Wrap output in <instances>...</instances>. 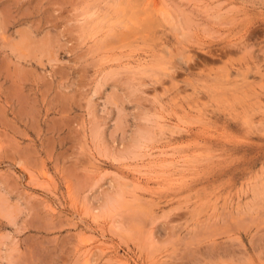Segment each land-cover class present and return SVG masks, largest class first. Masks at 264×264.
<instances>
[{
	"label": "rangeland",
	"instance_id": "obj_1",
	"mask_svg": "<svg viewBox=\"0 0 264 264\" xmlns=\"http://www.w3.org/2000/svg\"><path fill=\"white\" fill-rule=\"evenodd\" d=\"M0 264H264V0H0Z\"/></svg>",
	"mask_w": 264,
	"mask_h": 264
},
{
	"label": "bare ground",
	"instance_id": "obj_2",
	"mask_svg": "<svg viewBox=\"0 0 264 264\" xmlns=\"http://www.w3.org/2000/svg\"><path fill=\"white\" fill-rule=\"evenodd\" d=\"M89 22H90V21H89ZM225 49H226V48H225ZM233 49H234V48H233ZM226 50H227V49H226ZM240 50H241V49H240ZM223 52H224V51H223ZM257 59H258V58H257ZM258 60H259V59H258ZM214 73H215V72H214ZM227 73H228V72H227ZM210 74H211V73H210ZM231 74H232V73H231ZM215 75H217V74H215ZM229 76H231V75L229 74ZM229 76H228V77H229ZM234 78H235V77H234ZM234 78H233V79H234ZM238 78H239V77H238ZM230 79H231V78H230ZM225 80H226V79H225ZM225 83H226V82H225ZM261 179H262V178H261ZM257 195H258V194H257ZM244 212H245V211H244ZM249 212H250V211H249ZM250 213H252V212H250ZM247 214H248V212H247ZM256 214H257V213H256ZM262 223H263V222H262Z\"/></svg>",
	"mask_w": 264,
	"mask_h": 264
}]
</instances>
